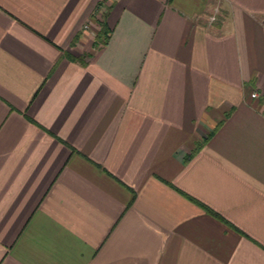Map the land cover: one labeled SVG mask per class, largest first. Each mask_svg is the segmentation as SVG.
Returning <instances> with one entry per match:
<instances>
[{
    "label": "crops",
    "instance_id": "0c3cea01",
    "mask_svg": "<svg viewBox=\"0 0 264 264\" xmlns=\"http://www.w3.org/2000/svg\"><path fill=\"white\" fill-rule=\"evenodd\" d=\"M0 264H264V0H0Z\"/></svg>",
    "mask_w": 264,
    "mask_h": 264
},
{
    "label": "trees",
    "instance_id": "16d2710c",
    "mask_svg": "<svg viewBox=\"0 0 264 264\" xmlns=\"http://www.w3.org/2000/svg\"><path fill=\"white\" fill-rule=\"evenodd\" d=\"M100 25H101V32H102V33H103V32L105 33V31H106L107 29H106V27H105L104 22L102 21V22L100 23ZM105 29H106V30H105ZM101 32H100V33H101ZM104 43H105V42H104Z\"/></svg>",
    "mask_w": 264,
    "mask_h": 264
},
{
    "label": "built area",
    "instance_id": "2783aa9c",
    "mask_svg": "<svg viewBox=\"0 0 264 264\" xmlns=\"http://www.w3.org/2000/svg\"><path fill=\"white\" fill-rule=\"evenodd\" d=\"M105 0H102V2H104Z\"/></svg>",
    "mask_w": 264,
    "mask_h": 264
}]
</instances>
